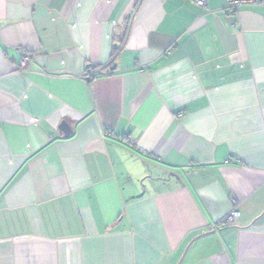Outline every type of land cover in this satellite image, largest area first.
Segmentation results:
<instances>
[{
	"label": "crops",
	"instance_id": "0c3cea01",
	"mask_svg": "<svg viewBox=\"0 0 264 264\" xmlns=\"http://www.w3.org/2000/svg\"><path fill=\"white\" fill-rule=\"evenodd\" d=\"M0 264H264V7L0 0Z\"/></svg>",
	"mask_w": 264,
	"mask_h": 264
},
{
	"label": "built area",
	"instance_id": "2783aa9c",
	"mask_svg": "<svg viewBox=\"0 0 264 264\" xmlns=\"http://www.w3.org/2000/svg\"><path fill=\"white\" fill-rule=\"evenodd\" d=\"M195 2L199 7H205L207 4V0H195ZM227 6L232 12L239 13L242 8L247 6L264 7V0H227ZM29 59V55L25 54L22 64L23 67L27 65ZM100 74H102V69H96L90 73V77L95 78ZM232 202L235 206L237 205L236 200H233ZM239 215L240 213L235 209L224 220H222V222L218 225V228H224L229 224H233Z\"/></svg>",
	"mask_w": 264,
	"mask_h": 264
},
{
	"label": "water",
	"instance_id": "95a60500",
	"mask_svg": "<svg viewBox=\"0 0 264 264\" xmlns=\"http://www.w3.org/2000/svg\"><path fill=\"white\" fill-rule=\"evenodd\" d=\"M62 130H64V132L67 134V125H63Z\"/></svg>",
	"mask_w": 264,
	"mask_h": 264
}]
</instances>
